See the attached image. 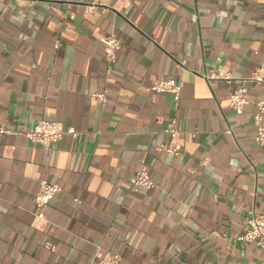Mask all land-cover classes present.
I'll return each instance as SVG.
<instances>
[{"label": "crops", "instance_id": "crops-1", "mask_svg": "<svg viewBox=\"0 0 264 264\" xmlns=\"http://www.w3.org/2000/svg\"><path fill=\"white\" fill-rule=\"evenodd\" d=\"M258 68L264 0H0V264H264L238 239L264 208ZM166 79L178 101L150 90ZM174 119L178 156L158 149ZM43 120L76 135L46 149L22 134ZM143 166L153 186L132 189ZM42 181L61 190L39 208Z\"/></svg>", "mask_w": 264, "mask_h": 264}, {"label": "built area", "instance_id": "built-area-1", "mask_svg": "<svg viewBox=\"0 0 264 264\" xmlns=\"http://www.w3.org/2000/svg\"><path fill=\"white\" fill-rule=\"evenodd\" d=\"M96 8L97 5L93 3L92 5H87L85 9L87 13H92ZM103 42L107 59L110 62H114L116 54L122 45L120 39L111 35L106 37ZM213 77L219 76L213 75ZM224 79L230 81L231 76L226 74ZM248 80L264 84V69H256ZM150 90L158 93H173L178 101L181 93V83L177 79L157 80L150 87ZM95 96L101 103L106 101L104 93H98ZM247 104H249L247 88L245 86L235 88L230 94V107L238 114H241ZM255 106L257 110L255 114V124L257 126L256 143L260 147H264V100L256 102ZM176 123L177 120L174 119L173 126L165 131L169 136V140L168 142L161 144L158 149L171 155L178 156L182 153V144L180 132L176 127ZM11 133L12 130L10 128L0 124V137ZM68 133L76 135V132L73 129H65L60 122L47 120L40 121L34 128L22 132V134L29 138L33 143H38L46 149L53 148L54 145H56V143ZM152 186L153 183L149 174L143 166L132 180L131 188H151ZM60 190L61 187L59 185L42 181L39 192L35 198L38 207L43 208L47 205ZM262 199L264 203V195ZM238 239L243 242L254 243L264 251V208L261 212H257L255 209H251L248 212L245 232L240 235ZM99 264H121V257L118 253L109 252Z\"/></svg>", "mask_w": 264, "mask_h": 264}]
</instances>
